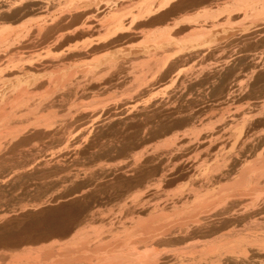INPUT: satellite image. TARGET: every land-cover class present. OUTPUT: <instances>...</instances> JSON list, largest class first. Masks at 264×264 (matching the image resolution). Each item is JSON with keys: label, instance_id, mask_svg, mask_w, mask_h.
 <instances>
[{"label": "bare ground", "instance_id": "bare-ground-1", "mask_svg": "<svg viewBox=\"0 0 264 264\" xmlns=\"http://www.w3.org/2000/svg\"><path fill=\"white\" fill-rule=\"evenodd\" d=\"M0 2H1L0 3V46L1 47H2L1 44L6 45L5 43L8 42L9 34H10L8 32H10V29L7 30V28L10 27V25H11L9 23L10 21H12L15 18L26 17V16H28L30 14H34L35 12L41 13V14H43L45 12L47 13L50 10L52 11V9L55 8L56 6H58L57 7L58 9L60 7H62L63 10H62V8L60 9V10H62V12L61 13L60 12H55L56 16L53 13L52 15H54V16L52 18H49L50 19L49 21H47V20L44 21V23H42L37 28V32H36L38 34L37 37L40 36L41 38H43V41H45L47 43L49 42V44L51 43V45L53 44L55 46L56 44L61 43V41H63V39L65 40L66 37H69V38L71 37L72 38L73 36H75V40H76L77 38H79V39L86 38V37L89 38V37H91V36H93L95 34H99L98 37H100V38L98 39V37H97V40L96 39L95 40H90L87 43H84L83 45L80 44L79 46L75 45V47H74L75 49L71 48L74 51L73 50L71 51L69 49L70 51L65 52L66 50L64 49L65 51L64 50L61 51V52H64V54L61 55L62 57L59 55L61 57V59L59 57L60 60H58V58L56 60L54 58H51L53 60H48L47 62H44L41 65L39 64V66L37 65L38 66L37 70L31 69V66H28L27 65L28 63L25 62V64L27 66L26 65H24V66H26L27 68L29 67V69H27L26 67H22V66L21 67L19 66L20 67L19 68L17 66L18 67V68L16 67L17 70H16V68H13V69L11 68L12 70H16V72L11 70L12 72L10 71L11 74L9 75V77L7 75V76H4L3 78H0V87L1 88L2 87H9V88L11 87L12 88L13 87V83H15L16 80H22V78H24V77L26 78L28 76H32V77L31 78L29 77V79L27 78L28 81L25 80V81H23V83L20 82L21 85H19L20 83H18L19 86L16 85V87L17 88L20 87V86L24 87L26 83H27L26 84L27 87H28V85H29V87H40L42 81L40 82V79L38 78V76H36V74L39 73L38 71L39 70L41 71V69H39V68H42L43 70L44 69H50V70H52V75L54 76L53 77L54 81L53 80L50 81L51 80L50 79L49 80L50 83L47 81L48 85L51 84V85L55 86L54 85V83H55L57 87H59V86L61 87V85L63 86L64 84H66L67 81L69 82V85H70V83H72L71 81H73V80L70 81L69 78H70L71 75H69V74H72V73L74 74V71H75V74H74V75H76L75 76V83H74L75 87L73 88L75 90H73L72 88L68 87L69 89H67L66 93L64 94V98H68V97L72 96V93H74V91H75L76 96H77L78 95L77 92L79 91L78 89H80L81 87H83V88L85 87V89H86L87 87H96V88L97 87H109V85H113L112 87H114V84L115 85L116 84L119 85V83H120L119 82L120 81L119 76L121 74V69H122V67L120 65V62L122 61L121 59L126 54L131 53V52L134 51V49H135L134 46L135 47H137V46L134 45L132 47L130 45H131V43L133 41H135V40H137L139 38H142V40H144V41L141 42L142 44H140V42L137 43V44H139L138 46H141V48L142 47L143 48L140 49V50H136L135 49V51L133 53H131V54H136L137 55V57L132 56V57L135 58L134 60H133L132 57H130L132 59V60H130V62L132 63L131 65L135 66V69L137 68L136 70L134 68L132 70V72L134 71V77H132L131 81H132V83L134 82V85L137 83V87H138V84H139V87H140V84H142V85H147L148 84L146 81L149 78L148 79L145 78L146 73H150L151 74L150 76H152V77H150V79H152V81H154L156 79L157 73H159V72L161 73L162 72V70H160L161 68H166V67H168L169 64L173 65L174 61L176 63V62L183 61V59H184V61L187 58L191 59L190 56H193L194 54H198L199 55V53H196V52H199V47L200 46L202 48H204L203 50H206L205 47L202 46L203 43L205 42L204 40H206L205 38H209V39L213 38V37H208V36L210 34L212 35L214 33V30L217 29L218 26H220V25L216 26V24H220L221 23V22L219 23V20H221V19H219V17L221 18V14L223 15V18H224V16H226L225 18H227V19L224 20V21H226L225 22L226 24L231 25L230 27H232V25H233L232 22H234V21H232V17H234V16H238L239 15L240 18H237V19H240V20L242 19L241 17L243 16L244 17L243 19L246 22L249 21V19H251L252 17H255V20H258V21H259V19H257L258 17L259 18L260 17L264 18L263 17L264 15L262 16V14L264 13V0H67V1L65 0V2L58 3V5H56V2H54V0H11V1L10 0H0ZM209 3H211L212 5L213 4L216 5L215 8H214L215 12L210 7L211 5L210 6L206 5V4H209ZM203 5H205L206 7H209V12L208 11H204V10H207L208 8L206 9L205 6H204L205 7L204 8ZM199 8H202L201 9V13H204V14L201 15V13L198 12L200 10ZM203 8H204V10H203ZM210 9H211V12H210ZM57 11H59V10H57ZM189 11H195L196 13L198 12V14H196L194 12L196 15L194 17H192L193 15L191 16V14L188 13ZM57 13H60V14L57 15ZM187 13L192 18H190V16H188ZM223 13H225V15ZM218 14H220L219 17L217 16ZM35 15H36V13H35ZM196 16H198V17H196ZM201 16H203V17H201ZM216 16L219 19V20L217 19L218 23H217V21L215 19V18H217ZM248 16L249 17L251 16V18H249ZM206 17L208 18L207 22H208L209 19H212V21L215 20L213 22L214 24H212V21L210 22V20H209L211 25H213V28H212L213 31H210V30H212L211 28H209L210 30H207L208 27L204 26V24L207 25L206 21H204V20L203 21L205 23L203 25H197V23H200V21H201L200 19H203V18H206ZM223 18H222V20H223ZM246 18H248V20H246ZM262 18H260V20ZM243 19L241 21L242 23H243ZM240 20L237 21V24H239L238 22H240ZM255 20L253 19L252 21H255ZM215 22H216V24H215ZM253 23H251V24L253 25ZM226 24H224V25H226ZM241 24H239V25H241ZM255 24H257V23H255ZM161 25H163V26H161ZM214 25L216 26V28H214ZM157 26L159 28H157ZM160 26L163 27V28L165 27V28L162 29ZM222 27L223 26L221 24V28ZM251 27H249V28L251 29ZM152 28L156 29V30L158 29V30L157 31L155 30L153 32ZM249 28H246V29H249ZM218 29H220V28H218ZM246 31H247V34H250L248 30H246ZM250 31H251V33L254 32V31H252V29ZM186 32H188V35L185 38V36L182 33L185 34ZM207 32L208 33L211 32V33L208 35ZM260 32L264 33V28ZM241 33L243 34V32H241ZM245 33L246 32H244L243 35H245ZM178 34H182L184 36L183 38H185V39L182 40V38H181L180 41L175 39V38L178 37L177 36ZM252 37L253 36H251L250 38L253 39ZM243 38H245V37H243ZM250 38H247V39H250ZM241 39L242 38H240V41H242ZM129 41H130V43H129L130 45L127 43ZM237 41H236V44H237ZM240 41H239V45L238 46L242 50V46H243L242 43L244 41L241 44H240ZM82 42H84V41H82ZM199 42H200V44H197ZM124 43H125L124 46H126L128 44L129 47H132V48L128 47L129 48L128 49V48L124 47V48H121V49H119L117 51V52H121V53H117L116 50L118 48H120L122 46V44H124ZM247 43H249V42H247ZM12 44H13V42H12ZM208 44H209V42H208ZM208 44L206 43L204 45H208ZM173 45L177 46V47L174 46L175 50H176V51L175 50L173 51L174 54H173V52L171 53L172 49H170ZM228 45H230V44H228ZM232 45L234 46V40H233ZM240 45H242V46H240ZM58 46H60V44ZM58 46H57V48H59ZM174 47H172V48L174 49ZM235 47H237V46H235ZM69 48H70V46H69ZM202 48H200V51H201ZM60 49H62V48L60 47ZM122 49H126L127 53L124 54V50L120 51ZM130 49H132L133 51H131ZM209 49H210V47H209ZM244 49H245V47H244ZM244 49H243V51H244ZM203 50L201 51V53L204 52ZM219 50H221V49H219ZM236 50H238V47L236 48ZM206 51H208V50H206ZM15 52H16V50H15ZM11 53H13V51ZM222 53L223 52H221V54ZM238 53L240 54V53H242V51L240 52V50H239ZM216 54L217 53H215V55ZM240 55H242V54H240ZM74 57H75V70L73 71L74 68L70 69V67H68L69 68L68 69V68H66L64 66V65H66L64 63H66L65 61H67L69 59L72 60V58H74ZM201 58H203V57H201ZM239 58H240V56H239ZM142 59L144 61L140 62L139 65L136 66V64L135 65L133 64V62L135 60H142ZM81 61H83V63ZM77 62H79V63H77ZM126 62H129V61H126ZM32 63H34V62H32ZM138 63H139V61H138ZM175 63H174V65H175ZM237 64L238 63H236V66H237ZM172 65H170V66H172ZM32 67L34 68V66H32ZM125 68H127V67L125 66ZM131 68H132V66H131ZM234 68H235V66L234 67H229L228 69H226L227 72H225V74L222 75L220 73L221 74L220 76H218V74H217L218 77L211 76L212 79L215 78V82L211 85V86L214 87V91L211 90V91L214 92V95L215 94L216 95L219 94V95H223V97L225 96L227 98L228 97L230 98L233 95L232 93H234V92L231 90L232 88L228 89V87H226L227 86L226 84H228V83H226V82L229 79V75L234 72ZM14 72H15V74H12ZM166 72L167 73H164L161 76L163 78L162 80H164V79L166 80V77L169 76L167 74H169L170 71H166ZM148 75L149 74H147V76ZM210 75L208 77H210ZM208 77L206 79L207 82L209 80L210 81L214 80V79L212 80V79H210ZM157 78H160V77H157ZM171 78H172V76H171ZM124 80H126V79H124ZM255 80H256V78H255ZM254 82H256V81H254ZM6 83H9V85L6 84ZM123 83H124V81H123ZM123 83H122V86H124ZM125 84H126V82H125ZM178 84L179 85L183 84L182 80H181V84L180 83H178ZM127 85H128V83H127ZM134 85H132V86L130 85V86L134 87ZM64 87L67 88V86H64ZM139 87H138V90L140 91ZM145 87H147V86H145ZM168 88H170V87H168ZM24 89L25 88L18 89V90H21L20 93H19V95L20 94L21 95H20V98L19 97H16V98H17V102L19 100L21 102L16 104L17 106L19 104H21V105L23 104V106L26 105L25 102L27 103V100L29 99L28 97H31V99L32 98L34 99V96L33 95H29L31 93H29L26 89L24 91ZM93 89L95 90V88H93ZM1 90L3 91V88ZM49 90L53 91L51 89H49ZM104 90H102V91H104ZM129 90H130V88H129ZM138 90H136V91H138ZM144 90H145V88H144ZM13 91H16V90L15 89L14 90H10V92H13ZM22 91H24V92H22ZM234 91H236V90H234ZM183 92L184 91H182V93ZM201 93H202V91H201ZM209 93H211V92L209 91ZM170 94L173 95L174 93H170ZM44 95H46V94H44ZM38 96H40V95H38ZM41 96H42V94H41ZM79 96H80V94H79ZM174 96H176V95H174ZM35 97H37V96H35ZM203 97H201V98H203ZM0 98H2L1 100H6L7 102H9L10 99H11L7 92L4 93V94H0ZM188 98H189V96L187 97V99ZM206 98H208V95H207ZM221 98H222V96H221ZM35 99L33 100L34 101L33 103L34 104L36 103V105H34L35 106L34 108L37 107L38 109L36 108V109H33V110L34 111L36 110L37 113H35L36 111L35 112L34 111L29 112L30 114H34V115L43 113L50 106L53 107L54 104L56 105V102H57V101H53V102H51L49 104V103H46L47 100L45 101L44 98L42 99L40 97L36 101H35ZM172 99L174 101V98H172ZM14 100H15V98H14ZM14 100H12V101H14ZM61 101H63V100H61ZM161 101H163V100H161ZM96 102L97 101H95V103ZM99 103H101V102H99ZM167 103H168V100H167ZM27 104H29V103H27ZM57 104H59V103H57ZM189 104H191V103H188V105ZM130 107H131V105H130ZM19 108H20V105H19ZM144 108H145V106H144ZM144 108H142V109H144ZM133 109H134V107H133ZM155 110H156V108H155ZM161 110H162V108H161ZM189 110L191 112V109H189ZM146 111H148V110H146ZM154 111H153V113H154ZM175 111L177 112V110H175ZM190 112H189V114H190ZM117 113H118V111H117ZM153 113H151L152 116L154 115ZM17 114H18L17 110H16V112L14 114L7 112L5 109L0 111V128H1V130L3 129L2 131H5L4 134H6V132H7L8 136H13V135L16 136L17 133L19 134L20 127H18L17 124H21V123H23L25 121L24 120L22 121V119H20V120L16 119V118H18V116H16ZM131 114L132 113H130V115ZM145 114H148V113L145 112ZM165 114H167V113H164V115ZM260 114H259V116H260ZM158 115H161V113L158 114ZM183 115H185V114H183ZM191 115H193V114H191ZM197 115L199 117V114H197ZM141 116L144 117V115H140L139 113L138 114L136 113V115H132L131 117H127V119H124V122L127 125L130 124L131 122L134 123V121H136V120L138 121L139 120L138 118H140ZM179 116H180V114H179ZM257 116H256V118H257ZM148 117H149V115H148ZM82 118H80V119H82ZM146 118H147V116H146ZM159 118H160V116H159ZM247 118H249V117H247ZM261 118H262V116H261ZM39 119H36V122L34 123V125L36 123H39V125L37 124V126H36L37 129L40 128L38 126H41L42 123H46V122L43 121L45 119H43V120H41V119L39 120ZM150 119L153 120V118H150ZM182 119H184V117ZM182 119H180V120L179 119H173V121L169 120V121H171L170 125L172 127H175L177 125H180L181 123H184V124L189 123L191 121V119H192V116L191 117H185V119L183 121H182ZM243 119H245V118L243 117ZM249 119H251V117ZM249 119H247V120H249ZM262 120H264V119L262 118ZM58 121H57V123H59ZM112 121H115V119L111 120V123H112ZM116 121H118L117 118H116ZM121 121L122 120H119L118 122H121ZM128 121L130 123H126ZM165 121H164V123H166ZM118 122L117 123L115 122V123L119 124ZM192 122H194V121H192ZM196 122H198V121H196ZM243 122H245V121L243 120ZM249 122H251V121H249ZM249 122H247V123H249ZM137 123H135V124H137ZM161 123H163L162 120H161ZM47 124L48 123H46V125ZM85 124H87V123H85ZM122 124H123V121H122ZM242 124L239 123V125H242ZM43 125L44 124H42V127H43ZM103 125H105V124H103ZM107 125H108V121H107ZM193 125L191 127H193ZM247 125L243 124L241 126L242 129L240 128V126L238 127V128H240L242 130V131L240 130L242 132V135H244L243 136L244 137L243 142L241 143L242 147H241V149L239 151V153L242 155L241 158H245V155L247 153H250V154L255 153L257 151V149H259L261 146H264V136L263 137L259 136L260 137L259 139L255 138V140L256 139L258 140V142H257L258 145H256V143L254 144L255 140L253 141L252 140L253 139L252 136L251 137L249 136V135H253L254 133H252V134H247L246 133L245 128L248 129L250 124L248 125V127H245ZM171 126H164V125L161 126L160 132L163 133V134L168 132L169 129H171ZM49 127H50V125H49ZM100 127L102 128L103 126H100ZM104 127H106V125ZM110 127H111V125L109 126V128ZM112 127H113V125H112ZM235 128H236V126H235ZM34 129H33V132L35 131ZM62 129H63V127L61 128V130ZM114 129H116V128H114ZM159 129H160V127H159ZM190 129L191 128H188L187 130H189V132L190 131L193 132V135H194L198 128H196L195 125H194V127L191 130ZM250 129H251V127H250ZM80 130L77 131V132H80ZM43 131H45V130H43ZM90 131H92V130H90ZM152 131H154V130H152ZM1 132H0V134H1ZM27 132H26V134H27ZM112 132H113V130H112ZM156 132H157V129H156ZM187 132L188 131H186V133ZM23 133L25 134V132H23ZM94 133H97V132L95 131ZM208 133H210V132H208ZM216 133L214 132L213 134L215 135ZM234 133H235V131H234ZM83 134H85V133H83ZM182 135H183V133H182ZM193 135H192V137H193ZM214 135L210 134V136H208V137L205 136L206 137L205 140L207 139L209 141L208 142L206 140L207 141L206 146L207 145H208L207 147H211L212 146V149H214L213 150V154L215 152V148H217V149L220 148V147L218 148L219 143H222V142H217L219 140L218 138H220V137L217 136V139L215 140V142H217L218 144H217V147L214 148L213 143L216 145V143L214 142V138H216V137ZM240 135H241V133H240ZM8 136H6V137L8 138ZM21 136H22V132H21ZM167 136H168V134H167ZM167 136L163 137V138L166 139ZM234 136H235V134H234ZM236 136H238V135H236ZM97 137H98V135H97ZM181 137H183V136H181ZM192 137H191V139H192ZM200 137H201V135H200ZM132 138H133V141L136 138L140 139L138 137V135H137V137H133L132 136ZM172 138L175 139L174 135H173ZM230 138H228V139H230ZM241 138H242V136H241ZM14 139H16V138H14ZM29 139L27 140L28 142H29ZM131 139L130 140L127 139V140L131 141ZM174 139L173 140L170 139V141L169 140L164 141L166 143L163 142L164 145L162 144L161 145L162 147H160V148H163V149L165 148L164 150H167L166 148H169V146L176 145V144H172L173 141H174V143L176 141V139L175 140ZM201 139H204V138H201ZM226 139H227V137H226ZM232 139H234V138L232 137ZM127 140H126V142L128 143L129 141H127ZM206 141L203 140V143L204 142L206 143ZM2 142L0 143L1 145L4 143V142L3 143ZM8 142L10 144V141H8ZM126 142H125V144H126ZM230 142L231 141H229V143ZM129 143H131V142H129ZM200 143H202V142H199V145H202ZM4 144H6V143H4ZM67 144H65V146ZM70 144H68V145H70ZM135 144H134V146H135ZM166 144H168V145H166ZM177 144H178V140H177ZM188 144H190V143H188ZM11 145L12 144H10L9 146H11ZM118 145H120V144H118ZM196 145L198 146L197 142H196ZM196 145L194 144V146H196ZM222 145H223V143L220 144V146H222ZM58 146H60V145H58ZM92 146H94V145H92ZM134 146H133V149H134ZM173 146H172V148H173ZM130 147H132V144H131ZM114 148H115V146H114ZM128 148H126V149H128ZM160 148H158V149H160ZM120 149L123 150V148H120ZM199 149L202 150L204 148L199 147ZM235 149H236V147H235ZM235 149H232V150L235 151ZM261 149H263V148H261ZM132 150H130V151L132 152ZM160 150H158L156 152L159 153ZM168 150H170V149H168ZM185 150H186V147H185ZM192 150L194 152V148ZM66 151H64V152H66ZM124 151H125V149H124ZM153 151H155V150H153ZM216 151H218V150H216ZM224 151H226V150H224ZM236 151H235V153H236ZM261 151L259 152L260 154L255 157V161L253 160V162L251 164H250V162H248L249 163V168H247V169L244 168V170L241 169L240 171H238V173H237L238 174V178L235 179V180H232L234 178V176L232 177V179L230 177L234 173L235 168L238 165H241V163H243V160H244V159L241 160V158L239 157V154L238 155L237 154L236 155L232 154L230 156V155H227L228 153L230 154V152H227L226 156H230V157H226V156L222 155L223 157L221 156V158H220L219 154L217 156V153H215V156L214 155L213 156L217 157V158L210 159V160L209 159L207 160V158H209L210 156L208 157V155L204 154V155H206L207 158H205L206 160H203L202 163L199 164V165H201V167H203V169H204L203 172H201L200 169L197 168V169H199V171L201 173H203V175L201 174L202 176H199L200 172L199 173L197 172L198 176L195 177L196 174H194L192 172V174H194L193 176L195 178L193 176H191L193 179L190 178V182L188 181L189 185H185V186H188V187L185 188V186H183V188L185 190L181 189V191H179V189L176 188V190L173 191V194H171V192H170V195H176L178 193L176 195V197L175 198L172 197L171 198L172 200H171V199H169V196H168V199H166L167 201L166 202H164L165 200L163 201L164 203H162V200H161V203H160V200H159L160 196L158 197L159 194L157 193V191H153V189L155 187L158 188L157 186H159V188H160V185H163V184L166 185V187H167L171 183H174V180L176 181L178 179V177L181 176L180 173L181 172L183 173L185 171V166L189 162L187 161L188 163L186 164L185 161L187 159L184 158V156H182V155L180 156V154H176V155L175 154H172V155L169 154L170 155L169 156V155L164 153V155L169 156V157L167 159L163 160V157L161 156L163 154V152L161 153V155L159 153L160 158H158V159H162V160H158V161H161V162L157 165L158 166L157 168H159V170L161 168V171H160V173H157V174H159L160 177H159L158 180L155 179L156 182L153 181V184L149 185L150 181H148V182L146 181V183H145V180H147V179H146V177H144L145 175L141 176V174H143V173H140V172H141L143 166H145V164H146V166H148L149 164L147 165V163H149V162L151 163V162H153L154 160L157 159V157L153 154V153H156V152L150 153V155L148 156L149 158L143 156V159L147 158V159H145V163L141 162V160H142L141 156H140V159H139V158H137L139 156V155H137L138 153H135V157L136 156L137 157L136 158L134 157V159L132 160L133 161L132 164L135 165V166H129L128 169L130 167H133L134 172H137V173H140V174L135 175L136 179L134 177H130V178H134V180H135V184L134 185L137 186L136 188H138V187L142 188L143 187L144 189H146V191L141 189L142 190V192H141V190L138 189L136 194L132 193L130 191L132 194H134V195H132L130 193L131 196H133V197L132 198H127L128 201H126L127 199L125 198L126 200H123V201H125L123 203V205L117 204L118 208H120V209L122 208L121 210L119 209L121 212L119 210L116 211L115 208H114V210L116 212H118V213H116L117 217H115V213H114L115 211L113 212L114 216H112L113 213H111V212L110 213L112 215H110L108 213L109 214V215H107L108 217L105 216L106 214L104 215V213H103V215L101 213V216H99L100 214L97 213V212H100L101 210H98L97 212L96 211H92V209L90 210L89 204L87 203L88 207L86 205H85V207L82 206L83 208L81 207V209L84 210V215L83 214H81L83 216H80L78 214L75 215V219H74L75 220L74 221L75 224H73L74 225V226H72L73 228L72 227H70V228L68 227L67 229H65L66 231L64 230L65 232L63 231L64 233L61 231L64 235L60 233L61 235L65 236L67 234L69 235L70 232L72 233L73 231H75V232H73L74 233L73 235L72 234L70 235L69 240H67L66 238L65 239L67 241H64V238H63L62 242H61V240H59V241L58 240L57 241L53 240L54 242L53 241H52L53 243L50 242L49 246L48 245L47 246H43V247L35 249V250L34 249L33 250H31V249L28 250L29 249L28 248L25 251L23 250V253H21V254L19 253V255L18 254L17 255L15 254L16 256H14V254L11 255L12 256V258L10 256L11 260L9 259V263H7L8 261L6 263L7 264H255V261L257 259H262L261 261H263V259H264V219H263L264 218V175H263V172H264V150H261ZM189 152H191V151L189 150ZM0 153H1V151H0ZM125 153H126V151H125ZM166 153H168V152H166ZM231 153H232V151H231ZM151 154H153V155H151ZM1 155L2 154H0V156ZM196 155L197 156H195V155L194 156L197 157L199 160H201L198 157L199 153H197ZM200 155H201V158H202L203 153H201ZM129 158L132 159V157H129ZM246 158H247V156H246ZM184 159H186V160H184ZM198 159H197V161L199 162ZM248 159H250V158H248ZM193 160H194V157H193L192 161ZM158 161H157V163H158ZM244 161L247 162V159L244 160ZM129 163L131 164V162H129ZM141 163H143L142 164L143 166L141 165ZM153 163H156V161L153 162ZM193 163H195V161ZM193 163H192V166H193ZM152 166H154V164ZM247 166H248V164L246 165V167ZM120 168H121V166H120ZM121 169H120V171H121ZM133 169L129 170L128 172L133 171ZM145 169H148V167L145 168ZM152 169H154V168H152ZM108 170L111 171V169H109V168H108ZM159 170H158V172H159ZM191 170L193 171V169H191ZM104 171L107 172L106 169L102 170V172H104ZM154 171H156V170H153V173H154ZM134 172H132V173L134 174ZM21 173H22V171L20 172V174ZM137 173H135V174H137ZM124 174L126 175V173H124ZM129 176H131V174L128 175V177ZM136 176H138V177H136ZM118 177H119V175H118ZM120 177H122V175ZM189 177H190V175H189ZM172 178L173 179L175 178V179L172 180ZM227 180L231 181V182L228 183L229 185L222 186L223 185L222 182L223 181H227ZM2 182H5V181H2ZM154 182H155V184H157V186H155V187H154V185H155ZM122 183H124V182H122ZM221 183H222V185H221ZM118 184H119V181H118ZM2 186H4V184ZM120 186H121V184H120ZM152 186H153V188L151 189ZM159 188H158V191H159ZM179 188H182V187L180 186ZM122 189H123V187H122ZM130 189H132V188H130ZM94 190H92V191H94ZM150 190H152L153 193H150ZM112 191H113V189H112ZM143 191H145V192H143ZM176 191H178V192L176 193ZM146 192L147 193L149 192V194L144 196L146 194ZM240 192H245L246 194H248V196L245 194V196H247L248 199L245 200V201L241 200V199H238L237 197H240V196H238ZM81 194H79L80 197H81ZM130 194H129V196H130ZM142 194H143V196H142ZM241 194L242 193H240V195ZM79 195L76 193L75 196L73 197V199L75 198V200H78ZM89 195H90V193H89ZM126 195H128V194H126ZM167 195H169V194H167ZM249 196H250V199H249ZM251 196L254 197V198H252ZM68 197L70 199V197H72V196L69 194ZM68 197L65 196V197H63V199L66 200V198L68 199ZM243 198H245V197H243ZM73 199H71V200H73ZM131 199H132V201H130ZM57 200H59V199H57ZM67 201H69V200H67ZM89 202H90V200H89ZM82 203H83V201H82ZM99 204H100V202H99ZM241 204H245V207L247 205H248V207H249V205H251L250 209L247 208V207H246L247 209H245L244 207H243L244 208L243 210L241 208L239 209ZM119 205H120V207H119ZM242 206H244V205H242ZM254 206H255V208H251V207H254ZM104 210H105V208H104ZM109 210H106V211L109 212ZM79 211H81L83 213L82 210H79ZM27 212H28V210H27ZM119 212H120V214H119ZM51 213H52V211H51ZM30 214H32V213H30ZM34 214H33V216H34ZM42 214H44V213H42ZM46 214H47V212L45 213V215ZM49 214H50V212H49ZM49 214H47L48 217L50 216ZM118 214L120 216H118ZM61 215H63V214H61ZM262 215H263L262 219H258V218H261L260 216H262ZM20 216H23V215H20ZM29 216L27 215V217H29ZM53 216H55V215L52 214V217L50 216V218L52 219ZM43 217H44V215H43ZM48 217H45L44 218L45 221H43V222L39 221V225L40 226L43 225V227H46V229L49 228L50 226L55 228L54 224L57 223V221L59 220L58 219L59 217L58 216H57L58 218L55 217V218H57L56 222H54L55 220L52 221L50 218L49 219L51 221L50 220L48 221L47 220ZM19 223H20V220H19ZM37 223H38V221L35 223V226L38 225ZM60 223H62V222H60ZM70 224H71V222H70ZM96 224H97V226H95ZM241 225H243V226L241 227ZM5 226H6V223H5ZM2 228H4V227H2ZM50 229H52V228H50ZM58 230H61V229H58ZM27 232H29V231H27ZM10 234L11 233H9V235ZM60 234H58L57 237H59ZM29 235H30V233H29ZM44 236H45V234H44ZM10 261H11V263H10ZM257 261H259V260H257ZM263 263H264V261L261 264H263Z\"/></svg>", "mask_w": 264, "mask_h": 264}, {"label": "rangeland", "instance_id": "rangeland-1", "mask_svg": "<svg viewBox=\"0 0 264 264\" xmlns=\"http://www.w3.org/2000/svg\"><path fill=\"white\" fill-rule=\"evenodd\" d=\"M54 2H56V5H58V3L65 2V0H54ZM206 5L207 6L211 5L210 7L215 12V9H214L216 6L215 4L212 5L211 3H209ZM204 6L205 5H203V7ZM57 7L58 6L53 8L52 11L50 10L51 12L48 11L49 13L45 12V13L41 14V13L35 12L36 15H35V13L30 14L31 16L28 15V16L23 17V18H15V19H13L14 21L12 20L9 22L11 24V25L9 24L10 27L7 28V30L10 29V32H8V33H10L9 39H8L9 43L7 42V43H5L6 45L1 44L2 47L0 46V55H1L0 56V78H3L4 76H7V75L9 77L11 72L12 71L16 72V70L19 66L20 67L21 66L26 67L28 65V66H31V69L37 70V67L39 66V64L41 65L42 63L47 62L48 60H53L51 58H54L55 60L58 58V60H60L62 57L61 55L64 54V52H61V51H63L64 49L66 50V51L64 50L65 52L70 51V50L72 51L73 49H75L74 48L75 45L79 46L80 44L83 45L84 43H87L90 40H95V39L97 40V37L99 34H95L89 38H87V37L81 38V39L77 38L76 40H75V36H73L72 38L66 37L67 40L63 39V41H61V43H59L60 46H58L59 44H56L59 47V48H57L56 45L54 46L53 44L51 45V43L49 44V42L47 43V42L43 41V38H41L40 36H38L39 37L38 38L37 37L38 34L36 33L37 28L42 23H44V21H46V20L49 21L50 20L49 18H52L54 15L56 16L55 12H60V13L62 12L63 8L60 7L58 9ZM61 8H62V10H60ZM204 8H203V10H204ZM199 9L200 10L198 12L201 13L202 8H199ZM206 9L207 10H204V11L209 12V7H206ZM57 10H59V11H57ZM194 12L195 11H189L188 13L191 14V16L193 15L192 17H194L196 14H198V12L197 13L195 12L196 14ZM210 12H211V9H210ZM53 13H54V15H52ZM60 13H57V15ZM188 13H187V15L190 16ZM202 14H204V13H201V15ZM223 14L225 15V13H223ZM263 15H264V13L262 14V16ZM191 16H190V18H192ZM203 16H201V17H203ZM217 16L219 17L220 14H218ZM196 17H198V16H196ZM218 17L215 18L216 21H217ZM225 17L226 16H224V18H223V15L221 14V18L219 17V19H221V20L218 19L219 23L220 22L221 23L216 24V22H215L216 26L220 25V26H218V28H220V29H218V28L215 29L214 33L212 32L213 36L210 34L211 32L210 33L207 32L208 35L210 34L208 37H213L211 39L205 38L206 39V40H204L205 42L203 41L204 43L202 46L205 47V49L208 51L203 50L204 48H202L200 46L199 52H196V53H199V55L194 54L193 56H190L191 59L187 58V59H185V61L183 59V61L176 62V63L174 61L173 65L169 64L168 67L161 68L160 70H162V72L157 73L156 79L154 81H152V79H150V77H152V76H150L151 74L145 72L146 73L145 78H147V79L149 78L150 80L149 79L148 80L150 82L146 79L147 80L146 82L148 83L147 85L140 84V87H139V84H138L140 91L138 90L137 83L134 85V82L132 83V81H131L132 77H134V71L132 72V70H133V68L135 69V66L131 65L132 63L130 62V60H132V59L130 57H132V56L137 57L136 54H131V53H133L135 51V49L140 50L143 48V47L141 48V46H138L139 44H137L139 42H140V44H142L141 42L144 41V40H142V38H139L133 42L131 41L132 42L131 45L129 44L130 41L127 42L130 46L133 47L134 45H136L137 47L134 46V48H135L134 51L132 49H130L133 52H131L129 50L131 53L126 54L121 59L122 61L120 62V65H121L122 69H121V74L119 76V79H120L119 82L120 83H119V85L116 84L118 87L115 84H114V87H112L113 85H109V87H97V88L96 87H87L86 89H85V87L84 88L79 87L80 89H78L79 91L77 92L78 93L77 96H76V93L74 91L75 94L72 93V96H70L68 98H64V94L66 93L67 89H69V88L73 89L75 87V84H74L75 83V76H76V75H74L75 74V71H74L75 70V57L72 58V60L71 59L67 60L68 62L65 61L66 63H64V64H66V65H64L66 68H68V67H70V69L74 68L73 69L74 74L73 73L69 74V75H71L69 78L70 81L73 80V81H71L72 83H70V85H69L68 81L63 86L61 85V87L60 86L57 87L55 83H54V85L56 87L51 85V84L48 85V82L50 83V81H52L53 77H54L52 75V70H50V69H44L43 70L42 68H39V69H41V71L39 70L38 71L39 73L36 74V76H38V78L40 79V82L42 81L40 87H29V85L27 87L26 82H25L26 84L24 87H21V86L18 88L16 87V85H18V83H20V82L23 83V81L27 80V78L29 79V77L31 78L32 76H28L26 78L24 77V78H22V80H16V82L13 83L12 88L11 87L10 88L9 87H2L3 88V91H2L1 90L2 88L0 87V90H1L0 94H4L7 92L9 97L11 98L9 102H7L6 100H1L2 98H0V111L5 109L7 112L14 114L17 110L18 114L16 116H18V118H16V119H19V120L22 119V121L23 120L25 121L21 124H17L18 127H20V132H19V134L17 133L16 136H14V135L8 136L7 132H6V134H4L5 131H2L3 129L1 130V128H0V132L2 131L0 134V138H1L0 143L2 141L4 143H6V144H4L2 142L3 144L2 145L0 144V151H1L0 154H2L0 156V162H1L0 163V184H1L0 185V230H1L0 231V234H1L0 235V264L9 263V259H10L11 255H13V254H14V256H16L17 254L19 255V253L20 254L23 253V250L25 251L28 248H29L28 250H30V249L35 250V249L41 248L43 246H47V245L49 246L50 242L51 243L54 242L53 240H56V241L61 240V242H62L63 238H64V241L69 240L70 235L71 234L73 235L74 234L73 232H75V231H73L72 233L70 232L69 235L67 234L65 236H63L64 235L63 233L66 231L65 229H67L68 227L70 228V227L74 226L73 224H75V222H74L75 221L74 220L75 215H77V214L80 216L84 215V210L81 209V207L82 206L85 207V205L87 206V203L89 204L90 210L92 209V211H96V212L98 210H101L100 212H97L100 214V215L98 214L99 216H101V213H102V215L104 213V215L106 214L105 216H107L109 214L112 215L111 213H113L115 210L118 211L120 208L117 207V204L123 205V203L125 202L123 200H126L127 198L133 197V196H131L132 193L136 194L138 189L139 190L143 189L146 191V189H144L143 187L142 188L141 187L136 188L137 186L134 185L135 184V180H134L135 175L143 173V174H141V176L145 175L144 177H146V179H147V180H145V183H146V181L147 182L150 181L149 185L153 184V181L156 182V180L159 179L160 176L157 173H160L161 168L159 170V168H157L158 167L157 165L161 162L158 160H162V159H158V158H160V155L162 152H163V154L161 156L163 157V160L167 159L172 154H175V155L180 154V156L182 155V156H184V158L187 159V160L184 159V160H186L185 161L186 164L188 162L189 163L187 165L185 164L186 165L185 171L183 173L182 172L180 173L181 178L178 177V179L176 181L174 180L175 178L174 179L172 178V180H174V183H171L169 185L170 187L169 186L166 187V185L163 184V185H160V188H159V186H157V184H155V182H154V184H155L154 187L157 186L159 188V191H158V188H156V187L153 189V191H157V193L159 194L158 197L160 196L159 197L160 203H161V200H162V203L166 202L167 201L166 199H168V196H169V199H171L172 197L175 198L176 195L178 194L177 193L178 191H176V193H177L176 195H170V192H171V194H173V191H175L176 188L179 189V191H181V189L183 190L184 189L183 186L189 185L188 181L190 182V178H192L191 176L196 174L195 177H197L198 173L200 171L203 172L204 169L199 164H201L203 160H206L205 159V158H207L206 155H208V157L210 156L209 158H207V160L208 159L210 160V159L217 158V157H214L215 153H217V156L219 154V157L221 158L222 155L226 156V153L230 152V154L228 153L227 155L231 156L232 154H234V155L239 154V157L241 158L242 155L239 153V151L242 147L241 143L243 142V139H244V137H243L244 135H242V132H241L242 131L241 126L243 124H246V125L250 124L249 128L248 129L245 128V130H246L247 134L254 133L253 135H249L250 137L252 136L253 141L255 140V138L259 139L260 137L264 136L263 135L264 134V122H263L264 120H262V118L264 119V115H263L264 114L263 113L264 112L263 111L264 110V108H263L264 107V33L260 32L264 28L263 27L264 26V18L260 17V18H262L260 20V18L258 17L257 18V19H259V21H258V20H255V17L251 18V16L250 17L248 16L251 19H249V21L246 22V21H244V19H243L244 17L242 16L241 17L243 19V23H242L241 22L242 19L241 20L237 19V18H240L239 15L234 16V17H232V21H234V22H232L233 25H232V27H230L231 25H228L225 23L226 21H224V20L227 19ZM222 18H223V20H222ZM207 19H208L207 17L200 19L201 20V21L199 20L200 23H197L198 21L196 23H197V25H203L205 23L204 21H206L207 25L204 24V26H207L208 27L207 30H210L209 28H211V29L213 28V25H211V23H210L212 21V19H209L210 22H209V20L207 22ZM253 19L255 21H252ZM239 20H240V22H238V23L239 24L242 23L241 25L237 24V21H239ZM246 20H248V18H246ZM214 21H212V24H214L213 23ZM217 23H218V21H217ZM251 23H253V25ZM255 23H257V24H255ZM221 24L223 26L222 28H221ZM224 24H226V25H224ZM161 26H163V25H161ZM216 26L214 25V28H216ZM249 27H251L252 31H254V32L251 33V31H250L251 29ZM157 28H159V27L157 26ZM161 28L164 29L165 27L164 28L161 27ZM246 28H249V29H246ZM152 30L154 32L156 29L152 28ZM246 30H248L250 34H247ZM210 31H213V29ZM241 32H243V34H244V32H246L245 35L246 34L247 35L245 36ZM182 34L186 38L188 35V32H186L185 34L184 33H182ZM182 34H178L177 35L178 37L175 39H177L179 41L181 40V38H182V40L185 39V38H183L184 36ZM250 35L253 36L252 37L253 39L250 38L251 37ZM239 37L242 38L241 39L242 41H240ZM243 37H245L246 39L250 38L251 40L250 39L246 40ZM99 38L100 37H98V39ZM233 40H234V46L232 45ZM82 41H84V42H82ZM236 41H237V44H236ZM239 41H240V44L244 41L242 44L245 47V49L242 45H240V46H242V50L240 49V47L238 46ZM246 41L249 43H247ZM12 42H13V44H12ZM208 42L210 45L208 44ZM206 43L208 45H204ZM227 43L230 45H228ZM128 44L126 46H124L125 43L122 44L123 47L121 46L120 48H118L116 50V52L121 48H124V47L128 48L129 47ZM197 44H200V42ZM69 46H70V48H69ZM174 46H176V45H173L172 47H174ZM235 46L238 47V50H236L237 47H235ZM60 47L62 49H60ZM132 47H129V48H132ZM172 47L170 48V49H172L171 53L175 50V47H174V49ZM209 47L211 50L209 49ZM71 48H73V49H71ZM200 48H202L201 51L202 50L204 51L203 53H201ZM219 49H221V50H219ZM243 49H244V51H243ZM15 50H16V52H15ZM123 50H124V54L127 53L126 49H122L120 51H123ZM239 50H240V52L242 51V53H240L242 55H240L238 53ZM12 51H13V53H11ZM221 52H223V53L221 54ZM117 53H121V52H117ZM215 53H217V54L215 55ZM173 54H174V52H173ZM239 56H240V58H239ZM59 57H60V59H59ZM134 57H132L133 60L135 59ZM201 57H203V58H201ZM126 61H129V62H126ZM138 61H139V63H138ZM143 61L144 60L142 59V60H135L134 61L135 63L133 61L132 62L134 65L136 64V66H137L140 64V62H143ZM25 62H27L28 64L26 65ZM32 62H34V63H32ZM81 62L83 63V61H81ZM77 63H79V62H77ZM174 63H175V65H174ZM236 63H238L237 66H236ZM24 65H26V66H24ZM124 65L128 69L125 68ZM170 65H172V66H170ZM32 66H34V68ZM131 66H132V68H131ZM228 66L229 67L235 66L234 72L232 74H230L231 76L229 75V79L226 82V83H228V84H226L227 85L226 87H228V89L232 88L231 90L234 92V93H232L233 95L230 97L231 99L229 97L228 98L225 96L223 97V95H219V94L214 95V92H213L214 87L211 86L215 82V78H213L214 79L213 80L211 76L218 77L221 74L222 75L225 74V72H227L226 69L229 68ZM11 68L12 69L16 68V70H12ZM27 69H29V67ZM166 71H170V73L167 74L169 76L166 77V80L165 79L162 80L163 78L161 76L164 73H167ZM15 72L12 74H15ZM147 74H149L148 75L149 77L147 76ZM217 74H218V76H217ZM209 75H210V77H208ZM171 76H172V78H171ZM157 77H160L161 79L157 78ZM207 77L212 79L213 81L209 80L207 82V80H206ZM255 78H256V80H255ZM124 79H126V80H124ZM181 80H182L183 84H181ZM123 81H124V83H123ZM254 81H256L257 83ZM125 82H126V84H125ZM21 83L19 85H21ZM122 83L125 87L122 86ZM127 83H128V85H127ZM176 83L177 84L180 83L181 85H179V84L177 85ZM6 84L9 85V83H6ZM130 85L131 86L134 85L135 88L131 87ZM64 86H67V88H65ZM145 86H147V87H145ZM128 87L130 88V90ZM168 87H170V88H168ZM21 88H25L29 93H31L29 95H33L34 99L36 98L35 101L41 97L42 99L44 98L45 101L47 100L46 103H49V104L53 101H57L56 105L54 104L53 107L50 106L46 111H44L41 114H37V115L30 114L29 112H32V111H34L33 109L37 108V107L34 108L35 107L34 105H36V103L35 104L33 103L34 102L33 98L31 99V97H28L30 100L28 99L29 101L27 100V103H29V104H27L26 102H25L26 105H24V106H23V104L22 105L19 104L20 108H19V105L18 106L16 105V104L21 102L19 99H18L19 101L17 102V98H16V97L20 98L21 94L19 95V93L21 90H18V89H21ZM93 88H95V90ZM144 88H145V90H144ZM9 89L10 90L15 89L16 91L10 92ZM25 89H24V91H25ZM49 89H51L53 91H50ZM101 89L102 90L105 89V90L102 91ZM73 90H75V89H73ZM136 90H138V91H136ZM211 90H213V91H211ZM234 90H236V91H234ZM24 91H22V92H24ZM182 91H184V92L182 93ZM201 91H202V93H201ZM209 91L211 93H209ZM170 93H174V94L172 95ZM41 94L43 97L41 96ZM44 94H46V95H44ZM79 94H80V96H79ZM38 95H40V96H38ZM174 95H176V96H174ZM207 95H208V98H206ZM35 96H37V97H35ZM188 96L190 99L189 98L187 99ZM221 96H222V98H221ZM171 97L174 98V101ZM201 97H203V98H201ZM14 98H15V100H14ZM160 99L163 101H161ZM12 100H14V101H12ZM61 100H63V101H61ZM167 100H168V103H167ZM95 101H97V102L95 103ZM98 101L101 103H99ZM57 103H59V104H57ZM188 103H191V104L188 105ZM130 105H131V107L133 106L135 110L133 109V107L131 108ZM144 106H145V108H144ZM154 107L156 108V110ZM142 108H144V109H142ZM161 108L163 111L161 110ZM189 109H191V112ZM146 110H148V111H146ZM175 110H177V112ZM117 111H118V113H117ZM153 111H154V113H153ZM167 111L168 112L170 111L171 113L169 112L170 113L169 114ZM129 112L132 114L130 115ZM145 112H147L148 114H145ZM189 112H190V114H189ZM35 113H37V111ZM136 113L137 114L139 113L140 115H144V117L141 116L140 118H138L139 120L134 121V123L133 122L130 123L128 121L126 123H130V124H128V125L125 124L124 119H127V117H131L132 115H136ZM151 113H153L154 115L152 116ZM160 113H161V115H158ZM164 113H167V114H165L166 116L164 115ZM125 114L126 115L128 114V115L126 116ZM179 114H180V116H179ZM183 114H185V115H183ZM191 114H193V115H191ZM197 114H199V117ZM259 114H260V116H259ZM148 115L150 118H153V120L150 119L148 117ZM190 115L192 116V119L189 123H186L187 125L184 123H181L182 124V125L180 124L181 126L177 125L178 127L177 126L172 127L170 125V123H171V121H173V119H179L180 120L183 117L185 119V117H191ZM81 116L82 117L84 116V117L82 118ZM146 116H147V118H146ZM159 116H160V118H159ZM256 116H257V118H256ZM261 116H262V118H261ZM243 117L245 119H243ZM247 117H249V118L251 117V119H249ZM39 118L40 119L42 118L41 120L45 119L43 121L48 123V124L46 125V123H42V124H44L42 127V124L40 123L41 126H38L40 128L37 129L36 126H37V124L39 125V123H36L35 125H34V123L36 122V119H39ZM80 118H82V119H80ZM116 118L118 121L122 120L123 124H122V121L121 122L116 121ZM113 119H115V121H112V123H111V120H113ZM184 119H182V121ZM242 119L245 122H243ZM247 119H249V120H247ZM161 120L163 123H161ZM169 120H171V121H169ZM57 121L60 124L57 123ZM107 121H108V125H107ZM164 121L166 123H164ZM192 121H194V122H192ZM196 121H198V122H196ZM249 121H251V122H249ZM113 122L114 123L118 122L119 124H116V123L114 124ZM247 122H249V123H247ZM85 123H87V124H85ZM102 123L105 124L106 127H104L105 125H103ZM135 123H137V124H135ZM239 123L240 124L243 123V124L239 125ZM109 124L111 125L110 128H109V126H110ZM193 124L195 125L196 128H198L196 131L197 133L195 132L194 135H193V132H191V131L189 132V130H187L188 128L192 129L194 127ZM49 125H50V127H49ZM112 125H113V127H112ZM163 125L164 126H171V129H169V131L164 133V134L160 132L161 126H163ZM192 125H193V127H191ZM248 125L245 127H248ZM61 126L63 127L62 130H61V128H62ZM100 126H103V127L101 128ZM235 126H236V128H235ZM239 126L241 129L238 128ZM159 127H160V129H159ZM250 127H251V129H250ZM114 128H116V129H114ZM33 129L35 130L34 132H33ZM156 129H157V132H156ZM43 130H45V131H43ZM79 130H80V132H77ZM90 130H92V131H90ZM112 130H113V132H112ZM152 130H154V131H152ZM95 131L97 133H94ZM186 131H188L189 133L188 132L186 133ZM234 131H235V133H234ZM21 132H22V136H21ZM23 132H25V134ZM26 132H27V134H26ZM82 132L85 134H83ZM208 132H210V133H208ZM212 132L213 133L217 132V133L214 135ZM182 133H183V135H182ZM240 133H241V135H240ZM167 134H168V136H167ZM210 134L214 135L216 137V138L213 137L214 142L218 136L221 139L218 138L219 140L217 142H222L224 145V146L223 145L220 146V144H222V143H219L218 148L219 147L220 148L217 149L215 147H217L218 143L215 142L216 145L213 143V146L215 148L214 154H213L214 149H212V146L211 147H207L208 145L206 146L208 140L207 139H206L207 141L205 140V138H206L205 136L208 137V136H210ZM234 134H235V136H234ZM97 135L99 138L97 137ZM137 135L140 139L134 138L135 140L133 141L132 136L137 137ZM170 135L172 137L174 135L176 141H175V143L173 141L172 144H176V145L169 146V148H166L167 150H164L165 148L164 149L160 148V147H162L161 145L163 144L164 141H167V140L170 141V139H172V140L174 139ZM192 135L194 138L192 137ZM200 135H201V137H200ZM236 135H238V136H236ZM6 136H8V138ZM166 136H167L166 139L163 138ZM181 136H183V137H181ZM241 136H242V138H241ZM191 137H192V139H191ZM226 137H227V139H226ZM232 137L234 139H232ZM14 138H16V139H14ZM201 138H204V139H201ZM228 138H230V139H228ZM28 139H29V142L27 141ZM127 139H129V140L131 139V141H129ZM126 140L131 142V143H129V142L127 143ZM177 140H178V144H177ZM203 140L206 141V143L205 142L203 143ZM8 141H10V144H12L11 146H9L10 144ZM124 141L126 142V144ZM195 141L197 142L198 146L196 145ZM198 141L202 142V143H200L202 145H199ZM229 141H231V142L229 143ZM257 142H258V140L256 139L254 144L256 143V145H258ZM67 143L68 144L71 143V144L68 145ZM164 143H166V142H164ZM188 143H190V144H188ZM235 143L236 144L238 143V144L236 145ZM65 144H67L66 145L67 147L65 146ZM118 144H120V145H118ZM131 144H132V147H130ZM134 144H135V146H134ZM194 144L197 147L194 146ZM58 145H60V146H58ZM92 145H94V146H92ZM166 145H168V144H166ZM114 146H115V148H114ZM133 146H134V149H133ZM172 146L174 149L172 148ZM157 147L160 148L162 151L160 149H158ZM185 147H186V150H185ZM199 147H202L204 149L200 150ZM235 147H236V149H235ZM120 148H123V150ZM126 148H128V149H126ZM156 148L158 150H160L159 151L160 155L158 152H156V151H158ZM193 148H194V152L192 150ZM261 148H263V149H261ZM124 149H125L126 153H125ZM168 149H170V150H168ZM188 149L191 152H189ZM232 149H235V151L237 150L236 153ZM130 150H132V152ZM153 150H155V151H153ZM216 150H218V151H216ZM224 150H226V151H224ZM261 150H264V146H261L259 149H257V151L255 153H253V154L247 153L245 155V158H241V160L247 159V162L243 160V163H241V165H238L235 168V170H234L235 174L233 173L230 178L232 179V177L234 176V178L232 180L237 179L238 178V174H237L238 171H240L241 169L244 170V168L245 169L249 168L248 162H250V164H251L253 162V160L255 161V157L260 154L259 152ZM64 151H66V152H64ZM231 151H232V153H231ZM152 152L157 153V154L153 153L157 157V159L153 161V162L156 161V163H153V162L150 163L149 162V163H147V165L149 164L148 166H146V164H145V166H143L142 164L145 163V159L149 158L148 156ZM166 152H168V153H166ZM196 152L199 153V155L201 153H203V155L204 154H206V155H204L205 157L202 155V158H201V155L200 156L198 155V157L201 159V160H199L197 157H195V156H197ZM135 153H138L137 155H139L138 157L136 156L137 158L140 159V156L142 158L141 162H143V163H141V165L143 166L144 169L141 167L142 170L140 173L134 172L133 167H130L128 169L129 166H135L132 164V162H133L132 160L135 157ZM164 153L167 155H169V154L170 155L166 156V155H164ZM153 154H151V155H153ZM128 156L132 157V159H130ZM143 156H145L147 158L143 159ZM230 156H226V157H230ZM246 156H247V158H246ZM193 157H194V160L192 161ZM248 158H250V159H248ZM197 159L199 160V162L197 161ZM157 161H158V163H157ZM194 161L196 164L193 163ZM129 162H131L132 165ZM192 163H193L194 167L192 166ZM153 164H154V166H152ZM247 164H248V166L246 167ZM120 166L122 169L120 168ZM147 167H148V169H145ZM108 168L111 169V171L108 170ZM152 168H154V169H152ZM197 168H199L200 171ZM104 169H106L107 172L106 171L102 172V170H104ZM120 169H121V171H120ZM132 169H133V171L128 172L129 170H132ZM191 169H193V171ZM153 170H156V171H154V173H153ZM158 170H159V172H158ZM21 171H22V173L20 174ZM132 172H134V174ZM188 172L189 173L191 172V173L189 174ZM192 172L194 174H192ZM201 172H200L199 176L203 175V173H201ZM124 173H126V175L129 173L128 175L131 174V176L128 177V175L126 176ZM135 173H137V174H135ZM120 174L122 175V177L123 176L124 177L123 178L120 177L121 176ZM118 175H119V177H118ZM189 175H190V177H189ZM263 175H264V172H263ZM130 177H134V178H130ZM136 177H138V176H136ZM115 178L119 181V184ZM2 181H5V182H2ZM227 181H223L222 182L223 185H222V183H221V185L222 186L229 185L228 183L231 181L230 180H227ZM122 182H124V183H122ZM3 184H4V186H2ZM120 184H121V186H120ZM180 186L182 188H179ZM122 187H123V189H122ZM186 187H188V186H185V188ZM130 188H132V189H130ZM152 188H153V186L151 187V189ZM112 189H113V191H112ZM92 190H94V191H92ZM145 191H143V192H145ZM153 191L150 190V193H153ZM141 192H142V190H141ZM76 193L78 195L81 193L82 194L84 193V194L83 195L81 194V197L79 195L78 200H75V198L73 199V197L75 196ZM89 193H90V195H89ZM240 193H242V194L240 195ZM240 193L238 195L240 197H237L238 199H241L244 201L248 199V197H247L248 194H246L245 192H240ZM69 194L72 196V197H70V199L68 197ZM126 194H128V195H126ZM129 194H130V196H129ZM147 194H149V192L148 193L146 192V194L144 196H146ZM167 194H169V195H167ZM245 194L247 196H245ZM132 195H134V194H132ZM65 196H67L68 199L67 198H66V200L63 199V197H65ZM142 196H143V194H142ZM243 197H245V198H243ZM252 198H254V197H252ZM57 199H59V200H57ZM71 199H73V200H71ZM249 199H250V196H249ZM67 200H69V201H67ZM89 200H90V202H89ZM82 201H83V203H82ZM126 201H128V199ZM130 201H132V199ZM99 202H100V204H99ZM120 205H119V207H120ZM242 205H244V206H242ZM250 206L251 205H249V207H248V205H247L246 207L250 209ZM243 207L245 209H247L245 207V204H241L239 209L241 208L243 210L244 209ZM104 208H105V210H104ZM114 208H115V210H114ZM251 208H255V206L251 207ZM27 210H28V212H27ZM79 210H82L83 213ZM106 210H109V212H107ZM48 211L50 212V214ZM51 211H52V213H51ZM116 211L114 212L115 217H117L116 213H118ZM46 212L51 217H52V214L55 215V216H53L54 219L53 218L51 219L50 216L48 217L47 214H46L47 215L46 216L45 215ZM120 212H119V214H120ZM30 213H32V214H30ZM34 213L35 214L37 213V214L35 215ZM42 213H44V214H42ZM60 213L63 215H61ZM114 213L112 216H114ZM33 214H34V216H33ZM81 214H83V215H81ZM119 214H118V216H120ZM20 215H23V216H20ZM27 215L28 216L30 215V216L27 217ZM43 215H44V217H43ZM45 217H48V219L46 218L48 221L50 219L52 221L55 220L54 222L57 221L56 220L57 218L59 219L57 221V223L54 224L55 228L50 226L49 228L46 229V227H43V225H41V226L39 225V221L40 222L45 221L44 220ZM55 217H57V218H55ZM260 217L261 218H258V219H262L263 215ZM19 220H20V223H19ZM37 221H38V223H37L38 225L35 226V223ZM60 222H62V223H60ZM70 222H71V224H70ZM5 223H6V226H5ZM95 226H97V224ZM242 226L243 225H241V227ZM2 227H4V228H2ZM50 228H52V229H50ZM58 229H61V230H58ZM27 231H29V232H27ZM61 231L62 232L64 231V232L62 233ZM9 233H11V234L9 235ZM29 233H30V235H29ZM60 233L63 235H61ZM44 234H45V236H44ZM58 234H60L61 236L59 235V237H57ZM11 258H12V256H11ZM257 260H259L260 262ZM257 260L255 261V264L256 263L261 264L264 261V259H263V261H261L262 259H257ZM10 263H11V261H10Z\"/></svg>", "mask_w": 264, "mask_h": 264}]
</instances>
